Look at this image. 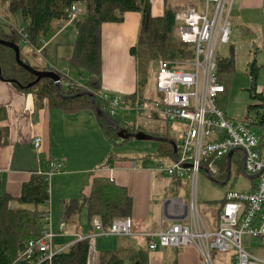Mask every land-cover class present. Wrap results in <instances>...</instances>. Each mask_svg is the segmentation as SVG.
I'll list each match as a JSON object with an SVG mask.
<instances>
[{"label":"trees","instance_id":"16d2710c","mask_svg":"<svg viewBox=\"0 0 264 264\" xmlns=\"http://www.w3.org/2000/svg\"><path fill=\"white\" fill-rule=\"evenodd\" d=\"M1 1L4 5L7 4L10 12L20 11L24 22L21 27L16 28L2 23L0 38L19 44L22 61L34 69L56 71L61 76V92L58 91L53 79L40 78L37 80L36 75L18 64L15 51L2 44H0V78L13 82L19 89L33 94L39 106L47 105L67 113H75L80 110L93 111L104 133L114 143L122 144L129 139L120 138L116 127L126 126L130 132H138V130L117 121L110 113L108 102L97 94V91L102 89L103 80V24L123 22L127 12H139L141 15L137 41L130 50L136 61L137 85L134 93L125 96L127 100L142 99L141 87L147 85L150 70L160 58L175 59L178 56L188 58L194 56L193 46L184 43L176 36L179 22L173 8L165 0L164 12L158 16L152 12V0ZM75 1H83L87 13L68 27L76 33V37L72 42V55L67 59L72 67L85 70L84 80L83 78H79V80L72 78L66 72L60 71L50 64H46V66L36 64L41 63L35 54V52L39 53L38 45L41 39L50 33L54 22L66 18V8ZM21 30L28 34V40L24 38ZM22 42H25V45H30V53L23 51ZM31 60L35 63H32ZM233 67V54L225 58L218 55L217 74L220 82L225 86V91L220 97L221 103H219L222 107H224L223 96L225 97L227 94ZM258 69L255 60L250 63L253 85L248 89L250 98L259 102L249 104L248 115L243 121L258 131L260 148L264 150V91L257 89ZM77 80L83 85L76 82ZM90 93L94 94L95 100H92ZM96 106L104 111L108 118L99 115ZM252 109H256L255 113H251ZM146 133L172 138L169 133ZM176 143L178 144V142ZM173 152L174 147L170 142H159L158 153L160 155L172 156ZM237 159L242 165V160ZM53 162L51 157L42 153L40 155V171L34 172L31 178L23 184L22 193L18 197L3 190L0 181V264L91 263L94 251L93 238L76 240L68 247L57 250L50 259L42 262L38 261L41 255L39 251L34 254L32 259H25L28 242L42 236V218L49 213L47 209L39 207L47 204L50 200L47 172L52 169ZM233 162L234 157L231 159V167ZM219 165V173L215 179L224 181L227 176V158H224ZM15 202L18 203L17 206H14ZM132 205V197L125 187L117 184L108 176L100 175L93 178L86 193L80 197L62 201L61 216L65 223H71L79 220L80 214L85 210L91 227H93L92 219L98 217L108 229L114 219L131 217ZM149 250L148 242H145L144 246L135 252H130L125 248L105 250L98 257L99 264H133L137 261L140 264H149Z\"/></svg>","mask_w":264,"mask_h":264},{"label":"built area","instance_id":"2783aa9c","mask_svg":"<svg viewBox=\"0 0 264 264\" xmlns=\"http://www.w3.org/2000/svg\"><path fill=\"white\" fill-rule=\"evenodd\" d=\"M203 2L204 7L192 5L173 8L179 22L177 37L193 46L194 56L188 61L181 56L158 60L157 84L163 95L153 109L169 121L178 120L185 126L181 141L177 144L178 152L173 165L165 169L159 167L170 177H187L190 181L187 201L174 198L164 201L167 212L185 221L175 222L158 232L140 235L147 239L150 250L168 246H194L205 264H214V249L219 252L233 250L235 264H264V257L251 253L244 246V237L249 236L264 248V150L260 148V135L249 123L230 117L219 104L225 86L217 74V57L219 46L231 40L230 13L233 0ZM83 4V1H75L66 8V18L58 22L60 32L84 15ZM21 33L28 40V34L23 30ZM42 48L38 51L41 52ZM183 65L193 69L185 70ZM76 82L83 85L78 80ZM97 94L108 102L112 116L124 104V97L120 94L111 95L102 89ZM142 108H145L144 104ZM131 110L132 107L127 108V111ZM41 142L42 138L36 137L33 145L38 148ZM234 149L232 158L238 153L243 172L249 177H258L255 187L249 191L230 189L225 193L219 223L212 229L199 208L198 177L205 171L208 176L215 178L219 173L220 162L228 158ZM51 167L47 172L49 180L62 168V164L53 162ZM133 224L132 217L116 218L107 229L101 219H92L94 229L103 235H134ZM42 227V236L28 242L25 259H32L39 251L41 255L38 261L42 262L57 252L52 247L54 233L49 213L43 216ZM65 230L66 223L63 221L60 232ZM86 238H95V235H77L76 240Z\"/></svg>","mask_w":264,"mask_h":264},{"label":"crops","instance_id":"0c3cea01","mask_svg":"<svg viewBox=\"0 0 264 264\" xmlns=\"http://www.w3.org/2000/svg\"><path fill=\"white\" fill-rule=\"evenodd\" d=\"M152 3L153 14L162 15L164 0H152ZM4 10L7 12L4 15L10 16L7 6L0 0V17L2 18L5 17L2 14ZM232 16L240 21L241 25H247L251 18L258 16L263 18L264 0H233L230 18ZM140 18L139 12H127L123 22H106L102 26V90L111 95H122L124 105L128 101L125 96L134 93L137 85L136 61L130 50L137 41ZM7 19L5 21L8 22ZM2 25L0 23V26ZM231 29L233 34V23ZM63 31L60 34H64ZM66 39L67 37L64 38ZM43 40L44 38L41 39ZM29 49L27 47L26 52L30 53L31 49ZM38 60L40 61L39 58ZM82 76L86 77V74H81ZM36 137L42 138L38 148L33 145ZM127 142L118 144L110 141L93 111L80 110L67 113L59 108L39 106L33 94L19 89L13 82L0 78V181L2 189L14 197L20 196L23 184L31 178L34 172L40 171L42 153L53 160H59L58 162L63 167V171L54 173L50 179L52 182L51 210H53L50 220L51 230L54 233L52 247L55 251L68 247L76 241L77 235H91L93 227L89 225L87 213L83 210L79 220L66 222V230L61 232L67 234L66 239H63L64 242L60 239V243L64 245L60 249L55 247V236L58 229L60 232V224L63 221L61 208L60 215L59 210L57 211L59 201L80 197L88 191L93 178L100 175L108 176L128 190L133 201L131 214L134 221L135 234L133 236L141 243H138L139 245L122 243L116 246L117 242L110 244L106 242L102 244L99 252H95L94 244L92 254L94 261L91 260L90 264H99L98 257L105 250L125 248L130 252H135L144 246L145 242H148L140 233L158 232L161 228H167L175 222L185 221L171 215L164 207V201L168 198L188 200L189 190L186 189L182 196L178 195L182 192L179 188L185 184L183 180L170 177L169 186L174 191H170L168 186L161 191L157 183L161 173L159 168H155L153 162L149 161L150 154L134 159L121 157V153L113 152L114 146L122 147ZM159 142L156 148L157 155ZM97 148H99L98 151ZM152 150L153 145L148 151ZM172 157L174 158V152ZM252 179L256 181V178ZM154 197L161 200L160 208L152 206ZM159 210H161L160 217ZM150 217L154 219V222L159 220L158 229H148L145 223L150 220ZM67 224L73 226L67 228ZM58 225L59 228L55 231ZM208 225L212 227L211 224ZM70 227L72 228L69 229ZM70 237L74 240L67 242ZM169 251L174 252L175 255L168 253ZM260 256L264 257V253ZM231 261L235 264L233 254ZM149 264H205V262L194 246H168L158 250H149Z\"/></svg>","mask_w":264,"mask_h":264},{"label":"rangeland","instance_id":"374dc122","mask_svg":"<svg viewBox=\"0 0 264 264\" xmlns=\"http://www.w3.org/2000/svg\"><path fill=\"white\" fill-rule=\"evenodd\" d=\"M168 5L172 8L174 7H188L189 5L202 6L204 7L203 0H165ZM163 3V1H162ZM6 4V3H5ZM164 5V4H163ZM7 6V4H6ZM85 12L84 17L87 13V8L85 3L83 4ZM201 8V7H200ZM8 10V8H7ZM10 16L6 17L4 14L7 12L4 10L3 15L5 17H0V23L5 24L9 27H21L24 20L22 18V13L20 11L10 12ZM8 18V19H7ZM8 20L5 21V20ZM233 23V31L234 33L231 35V41L227 44H221L219 46V55L223 58L230 57L232 54L234 55V67L230 73L229 77V87L227 90V94L223 96V106L227 110L228 114L236 121L244 120L248 115V106L249 104H257L259 101L253 100L250 97V88L253 85V77L250 73V63L254 60L258 66V77L256 80L257 89L260 91H264V17L260 18L255 17L251 18V21L247 23V25H241L240 21L231 17ZM64 32V31H63ZM62 33V32H61ZM76 33L71 30H65L64 34H60V27L58 22H54L51 28V31L48 35L44 37L43 41H40L38 47H43L42 50L46 47V49L41 53L35 52L37 57L40 59L41 63H36L42 66H46V64H50L57 68L60 71L66 72L72 78L78 79L82 78L81 74H86L85 70L79 67H72L70 65L69 58L73 52V46L70 44L71 41L75 39ZM177 36V35H176ZM64 40V38H66ZM23 51H27V47L30 45H25V42L21 43ZM39 49V48H38ZM30 50V49H29ZM31 52V50L29 51ZM191 58L184 57L185 61H188ZM32 63H35L31 60ZM157 64L151 68L149 79L147 85L141 87L140 94L142 95V99L138 98L136 100H128L126 101V105L122 104L120 107L116 109V114L114 118L122 123L123 125H130L131 128H135L138 131L144 132H159L161 134L169 133V135L176 140V142H180L184 133V123L178 120H168L166 119L160 112H155L153 109L158 100L162 98V92L160 91L157 84ZM182 68L185 70H192L193 67L183 65ZM85 77H83L84 80ZM219 103H221L219 99ZM142 104H144L145 108H142ZM128 107H132L133 110L127 111ZM256 109H252L251 113H255ZM255 129V128H254ZM169 138V137H168ZM128 142L124 146H114L113 152L121 153V157H128L139 159L145 154H150L149 161L153 162L155 168H168L171 167L174 163V158L171 155H158L156 154V148L158 145L157 140H138L136 138H129ZM153 145V150L148 151L150 146ZM99 148H97V151ZM146 156V155H145ZM238 153L234 156V162L231 167V177L228 183L221 185L212 181L208 175L204 171H202L198 177L197 181V197L199 208L204 217L205 221L208 224H211V228L215 229V225L219 223L220 212L223 206V199L225 197V193L230 189L244 190L249 191L253 188L255 180L250 178L242 171L241 162H239ZM54 161L57 163L59 160ZM60 163V162H58ZM63 171V167L57 171L56 173H60ZM160 171V170H159ZM160 178H158L157 183L159 184L161 191H164L165 186H168L170 191H174L173 188H170L169 181L170 176L160 171ZM52 177V176H51ZM50 177V179H51ZM49 177L47 176V179ZM49 180V179H48ZM185 183L183 187H180V194L182 196L185 194V190H190V181L187 177L182 178ZM52 182L49 180V193L50 200L47 204L41 205L40 209H47L49 211V217L51 219L52 215ZM184 192V193H183ZM176 196V195H174ZM160 199L154 197L152 206L160 208ZM62 202V201H61ZM61 202L59 201L57 206V211L60 208ZM14 206H17L18 203ZM158 205V206H157ZM159 217L161 210H159ZM158 212V211H157ZM61 218V216H60ZM154 219L150 217L149 221H146L148 229H158L159 228V220L153 221ZM63 222V221H61ZM60 222V223H61ZM148 222V223H147ZM68 226H73L72 224H67ZM59 228V225L55 227V231ZM70 227L69 229H71ZM57 233V232H56ZM91 234L95 235V252H99L101 250V246L103 243L108 242L109 244L112 242H117L116 246L124 243L125 245H132L133 243L139 245L141 242L133 235L131 236H116V235H103L98 234L94 227L91 229ZM67 234H62L59 232L55 236V247L56 249H60L64 244L60 243V239H66ZM74 240L73 237L68 238V241ZM136 241V242H135ZM139 243V244H138ZM244 246L253 254H263L264 248L260 246L256 239H253L249 236L244 237ZM108 247V246H107ZM168 253H173L169 251ZM234 251L227 252H219L217 249L212 250L214 264H232L231 255ZM175 255V254H174ZM170 256V255H169ZM203 259V258H202ZM167 260H169L167 258ZM94 261V258L93 260ZM204 261V260H203ZM169 263V261H168Z\"/></svg>","mask_w":264,"mask_h":264},{"label":"water","instance_id":"95a60500","mask_svg":"<svg viewBox=\"0 0 264 264\" xmlns=\"http://www.w3.org/2000/svg\"><path fill=\"white\" fill-rule=\"evenodd\" d=\"M0 44L11 47L15 51L16 60H17L18 64L21 65L22 67H24L29 72L36 75L38 78L37 80H39L40 78H51L55 81L58 91L61 92V86H60L61 76L56 71H54V70H43V71L37 70V69H34L31 65L24 63L21 59V56H20V45L15 43V42L7 41L5 39L0 38ZM89 95L92 98V100H95L94 94L90 93ZM96 109H97L99 115H101L105 118H108L107 115L105 114V112L100 110L98 106H96ZM116 130H117L119 137L122 139H128V138L133 137V138H136L138 140H151L152 139V140H157V141L170 142L174 147V158L176 159L177 152H178V145H177L176 141H174L172 138L155 136V135H151L149 133H146L144 131L130 132L128 130V128L125 126H118V127H116ZM234 152H235V149L229 153L228 158H227L228 166H227L226 179L224 181H216L215 178L209 176L212 181L219 183L221 185L228 183L230 176H231V159H232ZM250 177L257 178L258 175H253ZM133 264H140V263L137 261Z\"/></svg>","mask_w":264,"mask_h":264},{"label":"flooded vegetation","instance_id":"af4514ba","mask_svg":"<svg viewBox=\"0 0 264 264\" xmlns=\"http://www.w3.org/2000/svg\"><path fill=\"white\" fill-rule=\"evenodd\" d=\"M126 127V126H125Z\"/></svg>","mask_w":264,"mask_h":264}]
</instances>
